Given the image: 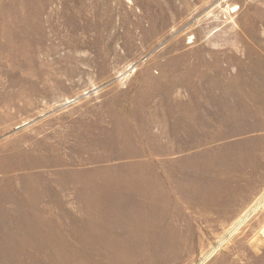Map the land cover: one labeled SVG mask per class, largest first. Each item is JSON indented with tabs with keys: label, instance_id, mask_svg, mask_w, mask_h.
<instances>
[{
	"label": "rangeland",
	"instance_id": "rangeland-1",
	"mask_svg": "<svg viewBox=\"0 0 264 264\" xmlns=\"http://www.w3.org/2000/svg\"><path fill=\"white\" fill-rule=\"evenodd\" d=\"M0 264H264V0H0Z\"/></svg>",
	"mask_w": 264,
	"mask_h": 264
},
{
	"label": "crops",
	"instance_id": "crops-1",
	"mask_svg": "<svg viewBox=\"0 0 264 264\" xmlns=\"http://www.w3.org/2000/svg\"><path fill=\"white\" fill-rule=\"evenodd\" d=\"M249 213H250V212H249ZM249 213L245 214V215L243 216V218L245 217V219H246V218L248 217Z\"/></svg>",
	"mask_w": 264,
	"mask_h": 264
}]
</instances>
